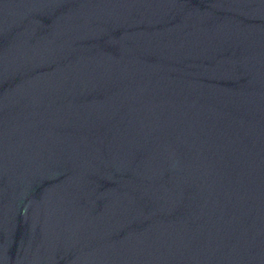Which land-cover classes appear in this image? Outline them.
Wrapping results in <instances>:
<instances>
[{
	"label": "water",
	"instance_id": "obj_1",
	"mask_svg": "<svg viewBox=\"0 0 264 264\" xmlns=\"http://www.w3.org/2000/svg\"><path fill=\"white\" fill-rule=\"evenodd\" d=\"M0 264H264V0H0Z\"/></svg>",
	"mask_w": 264,
	"mask_h": 264
}]
</instances>
